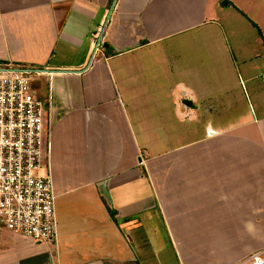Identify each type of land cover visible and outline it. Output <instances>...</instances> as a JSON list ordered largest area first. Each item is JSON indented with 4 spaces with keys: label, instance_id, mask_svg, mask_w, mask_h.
Masks as SVG:
<instances>
[{
    "label": "crops",
    "instance_id": "1",
    "mask_svg": "<svg viewBox=\"0 0 264 264\" xmlns=\"http://www.w3.org/2000/svg\"><path fill=\"white\" fill-rule=\"evenodd\" d=\"M113 1L0 0V62L54 71L37 82L56 217L49 246L1 231L0 264H149L153 210L169 235L188 226L194 258L240 264L264 249V115L208 123L199 93L167 91L163 64L200 32L225 53L227 8L243 66L263 58L247 81L263 77L264 0ZM189 121L209 132L181 140Z\"/></svg>",
    "mask_w": 264,
    "mask_h": 264
},
{
    "label": "rangeland",
    "instance_id": "2",
    "mask_svg": "<svg viewBox=\"0 0 264 264\" xmlns=\"http://www.w3.org/2000/svg\"><path fill=\"white\" fill-rule=\"evenodd\" d=\"M222 9L229 13L226 17V20L229 21H226L225 24H231L228 29L230 34L224 35L226 29L218 31L223 45L224 43L227 45L226 52L224 53L221 46L215 45L218 39L214 37V34L210 38L206 37L203 32L196 33L194 38L191 37L192 41L184 38V42H182L184 44L176 50V53L168 51L165 54L164 59H167V63L163 64V70L167 91L175 83H181L188 91L199 93L202 96L201 102L193 103L192 107L199 108L201 116H204L208 123L227 127L233 123L242 124L243 114H246L247 118L253 117L254 119L264 115V76L251 82L247 81V77L258 74L263 66V58L258 57L243 66L239 55V45L240 42H244L243 29L245 28L238 23L239 20H237V16L235 17L236 14L233 10ZM224 82L225 85L228 84L225 88L229 91V98L227 95L225 98V95L220 92ZM218 90L219 92H217ZM222 101H227L228 104L224 103L223 106ZM201 105L207 107L204 106L203 110ZM223 109L224 112H222ZM183 111H187L185 105ZM205 123L206 121H203V124L197 125L194 121L183 122L181 124V133H183L181 140L185 141L188 138L195 140L207 135L208 129L202 128ZM179 131L176 127L174 133L178 135ZM187 227L181 226L175 231V226L171 224L173 235H169L166 233L165 223L160 219L158 211L153 210L150 224L146 227L151 248L149 264H196L197 262L204 264L206 259L194 258V241H187V238L184 239L180 232Z\"/></svg>",
    "mask_w": 264,
    "mask_h": 264
},
{
    "label": "built area",
    "instance_id": "3",
    "mask_svg": "<svg viewBox=\"0 0 264 264\" xmlns=\"http://www.w3.org/2000/svg\"><path fill=\"white\" fill-rule=\"evenodd\" d=\"M44 74L0 64V232L49 246L56 241L55 202L43 159L45 103L33 87ZM240 264H264V249Z\"/></svg>",
    "mask_w": 264,
    "mask_h": 264
},
{
    "label": "water",
    "instance_id": "4",
    "mask_svg": "<svg viewBox=\"0 0 264 264\" xmlns=\"http://www.w3.org/2000/svg\"><path fill=\"white\" fill-rule=\"evenodd\" d=\"M114 2H115V0L113 1V4H114ZM224 4L226 3V2H223ZM109 16V15H108ZM107 20V19H106ZM89 65V64H88ZM87 65V66H88ZM85 69H82L81 71H78V72H83ZM41 71V70H40ZM41 72H43V73H50V72H54V71H48V70H42ZM58 72H75V71H58ZM185 104H187L188 106H191V102L190 101H185Z\"/></svg>",
    "mask_w": 264,
    "mask_h": 264
},
{
    "label": "trees",
    "instance_id": "5",
    "mask_svg": "<svg viewBox=\"0 0 264 264\" xmlns=\"http://www.w3.org/2000/svg\"><path fill=\"white\" fill-rule=\"evenodd\" d=\"M0 64H7V63H6V62H0ZM22 67H24V66H22ZM33 87L37 90V93H38V96H39L40 93H39L38 82H37V81H35V82L33 83ZM39 98H40V96H39Z\"/></svg>",
    "mask_w": 264,
    "mask_h": 264
}]
</instances>
